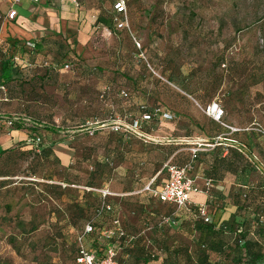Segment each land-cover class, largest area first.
<instances>
[{"label":"rangeland","instance_id":"374dc122","mask_svg":"<svg viewBox=\"0 0 264 264\" xmlns=\"http://www.w3.org/2000/svg\"><path fill=\"white\" fill-rule=\"evenodd\" d=\"M75 1L20 0L15 9L25 17L11 25L4 18L8 0H0V58L12 55L14 79L0 94V148L8 150L0 155V264H72L75 235L86 221L97 229L116 215L133 233L165 213L173 223L146 231L147 245L137 239L128 256H116L141 264L148 250V264H161L164 244L192 247L199 236L182 209L157 202L145 186L160 183L172 153L187 151L185 134L190 140L208 130L205 104L217 101L224 123L264 132V0H128L124 29L109 22L113 0ZM12 38L20 49L11 48ZM53 40L63 45L64 59L55 56ZM50 62L54 69L37 79ZM139 103L156 111L145 131L157 143L109 129L117 116L127 122ZM162 112L172 131L159 124ZM11 114L24 119L7 123ZM85 185L123 196L112 199L111 212L94 216L96 195L82 192ZM73 201L85 210L74 222ZM150 211L160 216L150 218ZM104 243L86 237L98 254Z\"/></svg>","mask_w":264,"mask_h":264},{"label":"trees","instance_id":"16d2710c","mask_svg":"<svg viewBox=\"0 0 264 264\" xmlns=\"http://www.w3.org/2000/svg\"><path fill=\"white\" fill-rule=\"evenodd\" d=\"M127 1L128 0H124L126 21H127V14H126ZM114 2L115 0H113L111 3L112 16L109 17L110 18L109 22L112 25H113L114 18L121 17V13L117 12L113 8ZM97 18H98L97 20L105 23V19H102L100 17H97ZM121 29H124V28H121ZM53 42L56 43L55 44V52H56L55 56H57L59 59H64L66 57L67 52L61 51L63 45H61V43H59L58 40H53ZM9 44L11 48L15 50H18L21 47L20 41H18L15 38H12ZM35 46H36V49H38L41 46V44L32 43V47H35ZM12 64H13L12 55H8L5 58H0V94L3 97H5V86L9 82L14 80L11 77ZM42 68H43V71H42L43 73L41 75H37L36 76L37 79H39L40 76L45 75L50 69H54L51 62L48 63V65H44ZM16 82L20 84L22 81L19 79ZM121 97L127 98L128 93L125 97L123 96ZM211 101H215V100H211ZM211 101L207 102L205 106L208 105ZM215 102L219 105L217 101ZM205 106L203 107V109L205 108ZM219 107L221 108L220 105ZM222 112H223V109H222ZM134 113L136 114H134L130 118L138 119L140 129L144 133L148 134V132L145 131V128L147 127L148 123L152 121V119H154L153 109L146 107L144 103H139ZM143 113L149 114L150 118L145 121L140 120L141 115ZM165 113H168V112H165ZM203 114L209 120L211 121L213 120L209 118V116H207L204 112ZM222 116L219 121H216V123L221 124L223 127L225 126L229 131H231V134L233 135L238 134V133L241 134V133L248 132V135L251 138L252 142H254L255 145L259 146L260 143L257 141V138L258 136L259 137L261 136L264 138V135L262 133L263 131H260L254 126L253 127H243L242 129L238 130V128L228 125L227 123H224L222 121ZM5 119L6 121H9L10 123L12 122L14 123V122H21L23 120V117L21 115L11 114V115H6ZM171 119H172V116H171ZM27 121L32 124V127L41 126L43 128H47L48 131L50 132H58L60 130L53 126L41 125L40 123H37V121L33 119H27ZM159 121H160V116H159ZM16 127H19V125H17ZM229 127H233L235 128V130H230ZM110 131L113 133H118L122 136L124 134L126 135V133L123 131H118V130L113 131L111 129ZM190 136L191 134H185L186 138H190ZM133 137L135 136L133 135ZM229 138L231 139L232 143L235 144L236 147H227L228 153H229L228 157L223 156V157H218L216 159L220 161H226L230 159V162L243 159L245 163H249L251 167L253 168L254 176L257 174L258 177H256V180L254 181V184L251 187L241 190V192L234 197L233 203L236 205V209L232 213L233 215H231L230 219L226 221L222 220V221L214 222V223L211 222L210 219L209 221H204L203 216L196 213L195 207L193 205H188L186 207H179L178 209L183 210V213L181 216L187 215L184 218L187 219V222H189L192 227H194V230L198 232V236L200 238L198 237V239L192 245V247H187L186 245H177L175 243L164 244V247L159 249L160 251L163 252L161 264L167 261H171V264H264V249H263L264 248V155L260 154L259 148H257L258 150L256 153L255 151L254 153L251 151L250 152L248 151V152H244L245 154H242L241 151H244V148L246 146L245 143L233 137H229ZM137 139H140V138H137ZM140 140L143 143H148V144L157 143V142H152V141H143L142 139ZM203 142L205 143V141ZM187 145L189 148L192 145H195V143H187ZM6 152H8L7 149L0 148V155ZM40 152L42 155L48 156L49 154L48 147H43L40 150ZM196 157H197V151L194 153V156L191 157L190 151L187 150L185 151V153L180 152V153L174 154V156L171 158V161L169 162L175 165H183L187 161H190V165H191L190 170H191ZM220 163H218V165H220ZM107 165L108 164L106 163H103L102 165L105 170H107L106 168ZM98 166L99 164L97 165V167ZM102 166L99 167L100 170H103ZM211 171H213L212 166L210 167V172ZM188 172H187V175H188ZM212 174L213 173H210V175H208V178L211 179ZM164 178H165V172H164V176L162 179ZM190 178L193 180V183H194V179L192 177ZM206 182H207V185L204 184L205 186L203 187V190L205 192H207L209 189V181H206ZM195 186L197 187V185ZM150 187L155 188V186H153L152 184H150ZM93 188L94 189L106 188L109 191L110 189L106 186L93 187L90 185H85L83 187L82 192L91 193L92 195H96V203L94 204L92 208L94 216H101L104 213L111 212L112 211V202H111L112 199L115 198L116 196L117 197L123 196L121 194H117V195H106L104 197H101L99 192L95 190L91 191ZM147 192L151 195L149 191ZM154 198L159 203L170 205V206L177 208L173 204L164 203V202L159 201L156 197ZM101 202L107 203L109 205V208L108 209L102 208V210L99 211V208L101 207ZM72 206L75 207L74 214L76 216L73 217V214H71L69 218L72 219V222H74L75 220H78L79 218H82L84 216L83 212L85 210L81 206V203L79 201H73ZM149 215H150V218H153L155 220L160 216V215H155L151 211L149 212ZM205 215L208 216L207 207L205 210ZM161 216H168L171 220L174 221L172 216H170L169 214L164 213ZM114 218H117L119 220L118 216L113 215L112 218L110 219V224H111V220ZM87 222L91 223V221H86L85 223ZM120 225H121V222H120ZM145 226H142L141 228H139L133 233H128L124 230V228L121 225L122 229L127 234V236H130V239L127 240V237H119L118 239H116V243H118L117 249H116V256H117L118 250L122 251L123 253L125 252L126 256H128L129 253L137 246L135 244L136 242L135 240L137 239L145 243V239H148L145 236L146 231L152 232L151 229H146ZM97 229H95L94 227V232L88 233L84 235L83 237L84 245L86 249L88 250L95 251L94 249H91L87 246L86 237L88 235L95 234ZM156 234L158 233L154 232V235ZM76 235H75V238H76ZM149 245H153V240L150 241ZM77 248L78 246H77V242L75 239L74 240V255L72 259V264H76L75 256H76ZM209 254H214L216 256V259H211ZM151 257L152 258L154 257L151 252H148L147 250V253H146V251H144V256L141 257V264H148L149 261L151 260ZM116 260L118 259L116 258ZM118 261L125 264L123 261H120V260Z\"/></svg>","mask_w":264,"mask_h":264},{"label":"built area","instance_id":"2783aa9c","mask_svg":"<svg viewBox=\"0 0 264 264\" xmlns=\"http://www.w3.org/2000/svg\"><path fill=\"white\" fill-rule=\"evenodd\" d=\"M36 1V0H29ZM77 6L75 0H70ZM20 0H8V7L5 12V20H13L17 16V12L15 9V5H18ZM113 8L121 13L120 18L113 19V26L115 29L127 28V21L125 18V7L124 0H115L113 4ZM107 34H110L107 31ZM64 67H68V64H64ZM120 95L125 97L127 92L121 89L119 91ZM156 111H153L155 114ZM203 112L209 116L214 121H219L223 112L222 109L215 101H211L208 105L205 106ZM160 117L169 119L170 115L168 113L162 112ZM123 118V117H122ZM150 118L149 114L143 113L141 115L140 120H148ZM24 119V118H23ZM9 123V121H7ZM106 121H100L99 124L101 126L105 125ZM109 125V129L113 131H123L126 134L134 135L137 138L142 139L143 141H152L157 142V139L150 137L147 133H144L139 127V120L136 118H129L128 121L121 120L118 116L111 119L110 122L107 123ZM230 130H235L233 127H229ZM264 134V132H262ZM34 136V137H33ZM31 137V141L36 145L39 142V137L33 135ZM184 142L195 143L188 148L191 153V157L194 156V153L199 149L201 145H207L200 139H184ZM191 165L190 161H187L183 165H175L170 163L169 161H165L161 167L165 171V178L161 181L158 188L150 187V184L145 186V190L149 191L152 196L156 197L159 201L164 203H170L175 205L177 208L186 207L188 205H193L190 200V194L199 192L201 189L196 187L193 183V180L187 175V172L190 170ZM207 185V182H205ZM99 192L101 197L106 195H117V193L109 191L106 188L94 189ZM195 207L196 213L203 216L204 221H209L208 216L205 215L206 207L204 204L193 205ZM104 209H108L109 205L107 203L101 202V207L99 211ZM173 220H171L168 216H160L155 225H147L146 229L160 228L162 225L171 224ZM94 232V227L91 223L87 222L83 225L82 230L76 235L77 242V252L75 256L76 264H123L116 260V249L118 243H116V239L119 237H127V240L130 239V236L122 229L120 222L117 218L111 220V224L107 227H101L97 229L95 232V238L97 241H105L101 254L96 253L95 251L86 249L83 237L84 235Z\"/></svg>","mask_w":264,"mask_h":264},{"label":"crops","instance_id":"0c3cea01","mask_svg":"<svg viewBox=\"0 0 264 264\" xmlns=\"http://www.w3.org/2000/svg\"><path fill=\"white\" fill-rule=\"evenodd\" d=\"M28 7L26 8V11L28 10ZM24 17L25 15H18L17 13L16 22H20L24 19ZM6 21H9L10 24L13 25L12 22L14 20ZM12 31L16 34H18V32L20 33V31L16 29V26L12 29ZM159 124H161L164 128H168L170 131L173 130V122L161 120ZM236 128L240 130L243 127ZM201 132H203V135H197L191 139H200L205 141V144L207 145L199 146L193 167L188 172V175L194 179L195 185H197V187H199L201 190L196 193H191L190 200L193 205L204 204L205 207H207L208 216L211 222L214 223L222 220L226 221L230 219L231 215H233L232 213L236 209V205L233 203L234 197L239 194L241 190L247 189L254 184V174L251 165L249 163H245L243 159L230 162V159L226 161H220L216 158L223 156L228 157L229 153L227 147H236L229 137H233L245 143L246 146L244 151H241L242 154H245L244 152L248 151L253 153L255 151L256 153L258 150L257 148H259L260 154L264 155V138L258 136L257 141L260 144L259 146L255 145L249 137L248 132L233 135L231 134V131H229L225 126L223 127L214 120H209L208 130L205 131V133L204 130ZM154 134H158L157 136H162L160 135V130L154 131ZM173 156L174 154L172 153L171 157L166 161H171ZM218 163H220V165H218ZM211 166L213 171L210 172ZM210 173H213L211 175V179L208 178ZM162 180H160V183ZM206 181H209V189L207 192L203 190ZM160 183L157 184L155 188H158ZM186 216L187 215H183L182 218ZM157 233H159V230Z\"/></svg>","mask_w":264,"mask_h":264}]
</instances>
